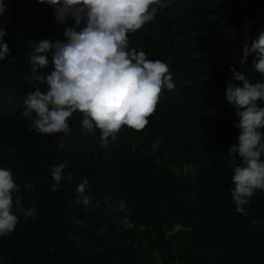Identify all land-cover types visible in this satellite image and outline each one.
I'll return each instance as SVG.
<instances>
[{"label":"trees","instance_id":"1","mask_svg":"<svg viewBox=\"0 0 264 264\" xmlns=\"http://www.w3.org/2000/svg\"><path fill=\"white\" fill-rule=\"evenodd\" d=\"M243 1L253 9L252 0H168L129 33L130 47L169 65L175 89H164L143 130L123 126L105 146L79 113L67 132L30 130L34 113L21 114L23 98L47 86L31 72L29 41L63 40L72 21L58 24L37 0H5L0 22L12 53L0 61V167L12 170L23 208L38 216L16 211L15 230L0 236V264H264V191L247 215L235 211L227 151L239 135L225 97L230 67L264 82L253 57L239 64L242 45L264 28L262 15L245 35ZM255 1L263 10L264 0ZM60 164L65 179L53 191L49 169ZM85 178L88 206L76 194Z\"/></svg>","mask_w":264,"mask_h":264},{"label":"clouds","instance_id":"2","mask_svg":"<svg viewBox=\"0 0 264 264\" xmlns=\"http://www.w3.org/2000/svg\"><path fill=\"white\" fill-rule=\"evenodd\" d=\"M54 10V19L65 25L64 39L29 41V63L35 79L46 84L36 87L22 101L23 116L34 113L30 130L38 134H56L69 130V120L79 113L85 130L98 129L106 146L115 140L123 126L141 131L149 124L164 89H175L170 67L162 60L129 46V33L153 21L158 12L168 7V0H37ZM9 4L0 0V17H5ZM6 27L0 22V61L12 49L4 40ZM239 64L249 57L255 72L264 76V28L242 45ZM51 71L39 74L48 68ZM225 88L227 102L235 109L239 129L236 142L228 147L233 158L231 195L235 211L247 215L246 208L257 191H264V82H252L236 67ZM241 160L236 164V157ZM64 164L50 167L56 191L64 177ZM73 178L68 176V180ZM25 187H31L26 184ZM88 180L76 187L78 202L88 206ZM21 189L10 168L0 167V236L16 228L20 211L25 219L38 216L35 207L24 209ZM261 221H253L259 225Z\"/></svg>","mask_w":264,"mask_h":264},{"label":"rangeland","instance_id":"3","mask_svg":"<svg viewBox=\"0 0 264 264\" xmlns=\"http://www.w3.org/2000/svg\"><path fill=\"white\" fill-rule=\"evenodd\" d=\"M251 5L253 6V9H251V7L246 3V1H243V6L246 15L244 33L247 37L249 35L252 26L257 24L259 25L262 19V15H264V11H263L264 9L262 8L263 10H261L255 0L251 1ZM258 31L259 29H257L251 37H248V39L254 37Z\"/></svg>","mask_w":264,"mask_h":264}]
</instances>
